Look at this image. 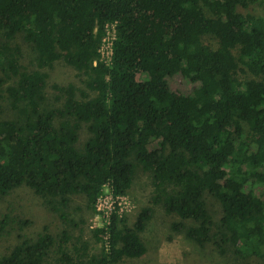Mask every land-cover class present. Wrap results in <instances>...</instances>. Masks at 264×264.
<instances>
[{
  "label": "trees",
  "instance_id": "trees-1",
  "mask_svg": "<svg viewBox=\"0 0 264 264\" xmlns=\"http://www.w3.org/2000/svg\"><path fill=\"white\" fill-rule=\"evenodd\" d=\"M255 6L261 15L248 11ZM112 21L111 64L93 65ZM0 39V198L25 188L67 221L73 195L91 208L104 186L123 196L139 171L152 187L131 222L115 206L93 230L98 253L83 243L72 256L67 231L43 226L0 264H47L53 248L59 264L139 258L155 206L197 245H230L239 264L264 262V0H0ZM60 60L83 88L53 84L60 105L47 107L49 70ZM243 66L255 76L238 80ZM176 74L191 84L177 96ZM81 128L88 137L79 146ZM207 195L221 206L217 221Z\"/></svg>",
  "mask_w": 264,
  "mask_h": 264
},
{
  "label": "rangeland",
  "instance_id": "rangeland-1",
  "mask_svg": "<svg viewBox=\"0 0 264 264\" xmlns=\"http://www.w3.org/2000/svg\"><path fill=\"white\" fill-rule=\"evenodd\" d=\"M240 11L245 12L246 10L241 8ZM248 11L254 14H262V10L257 6L248 8ZM206 40V42L214 45V41L208 38ZM2 41L3 39H0V43ZM15 42L22 49L25 65L31 67L34 54L30 47L20 36L15 39ZM233 53L236 54V50H233ZM254 76V69L250 66H243V71L237 73L238 80ZM80 79V74L72 67L61 60L55 62L52 69L49 70L44 106L59 107L60 105V100L56 98L59 94L51 88L53 84L65 85L72 82L83 88ZM169 86L171 93L177 96L184 88L189 89L191 84L187 83L186 80L184 81L180 74H176L169 79ZM234 87L241 89L237 86ZM4 112L7 113L6 108ZM78 134V145L80 146L88 137V133L85 128H81ZM104 189L103 191L106 192L107 188ZM151 190L148 176L139 171L131 187L120 198L116 210L117 214L126 217L131 222L139 209L148 204ZM205 200L212 219L217 221L221 215L219 202L209 195L206 196ZM93 207L90 208L81 195H73L70 197L66 208L67 221H63L25 188H20L1 197L0 220L5 217L8 220L0 234V256L7 254L22 238H35L43 226H47L53 235L59 234L63 230L67 231L70 239L65 245V250L72 253V256L76 253L74 248L82 246L83 243L87 244V253H98L102 243L96 240L93 230L106 225L107 218L102 217L101 213H98ZM20 220H27L29 223L23 226L19 223ZM174 220L177 218L166 215L160 206H155L152 217L147 222L144 231L140 233L146 249L145 253L139 258L125 259L120 264H239L242 261L230 245H224L225 249L221 252L213 243L199 246L189 240L183 232H174L170 229V222ZM238 247L246 251L243 245ZM54 251L56 249L53 248L49 252L47 264H59L56 261L58 254ZM245 260L250 261L251 264H258L257 261H251L248 256ZM260 264H264V262Z\"/></svg>",
  "mask_w": 264,
  "mask_h": 264
},
{
  "label": "built area",
  "instance_id": "built-area-1",
  "mask_svg": "<svg viewBox=\"0 0 264 264\" xmlns=\"http://www.w3.org/2000/svg\"><path fill=\"white\" fill-rule=\"evenodd\" d=\"M116 39V22L112 21L104 26V33L101 37L98 49H97V57L93 60L92 64L95 65L96 62H100L104 65H110L112 61L113 55V42ZM104 188H107V191H103ZM100 194L97 196L94 207L98 213H101V216H105L108 221V215L113 209L115 210V206L120 203V197L113 198L110 194V191L107 186H104ZM105 190V189H104ZM111 199V200H110ZM103 205V207H101ZM116 209V210H117ZM107 224V222H106ZM105 226V225H104ZM103 226V227H104Z\"/></svg>",
  "mask_w": 264,
  "mask_h": 264
}]
</instances>
